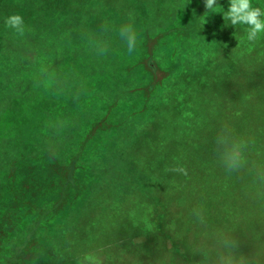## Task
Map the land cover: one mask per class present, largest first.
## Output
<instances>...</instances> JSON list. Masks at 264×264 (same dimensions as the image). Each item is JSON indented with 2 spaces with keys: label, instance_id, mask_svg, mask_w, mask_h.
<instances>
[{
  "label": "trees",
  "instance_id": "16d2710c",
  "mask_svg": "<svg viewBox=\"0 0 264 264\" xmlns=\"http://www.w3.org/2000/svg\"><path fill=\"white\" fill-rule=\"evenodd\" d=\"M128 1L144 8L129 25L113 0H0V264H136L129 243L69 256L70 232L99 193L146 180L126 153L147 111L186 102L215 52L257 29L260 0L210 39L192 26L203 0Z\"/></svg>",
  "mask_w": 264,
  "mask_h": 264
},
{
  "label": "rangeland",
  "instance_id": "374dc122",
  "mask_svg": "<svg viewBox=\"0 0 264 264\" xmlns=\"http://www.w3.org/2000/svg\"><path fill=\"white\" fill-rule=\"evenodd\" d=\"M210 1L199 2L205 8L192 21L207 39L217 19L254 0ZM122 3L128 25L144 12L139 2L132 10L128 0H113ZM262 9L264 0L253 12L257 29L215 52L186 102L147 111L141 141L126 153L146 180L128 194L99 193L97 208L70 232L69 256L129 243L136 264H264ZM137 237L147 240L135 245Z\"/></svg>",
  "mask_w": 264,
  "mask_h": 264
},
{
  "label": "water",
  "instance_id": "95a60500",
  "mask_svg": "<svg viewBox=\"0 0 264 264\" xmlns=\"http://www.w3.org/2000/svg\"><path fill=\"white\" fill-rule=\"evenodd\" d=\"M146 237H137L135 239H133V243L136 245V244H141V243H144L146 242Z\"/></svg>",
  "mask_w": 264,
  "mask_h": 264
}]
</instances>
